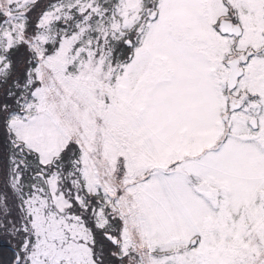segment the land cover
Here are the masks:
<instances>
[{
  "label": "snow or ice",
  "instance_id": "snow-or-ice-1",
  "mask_svg": "<svg viewBox=\"0 0 264 264\" xmlns=\"http://www.w3.org/2000/svg\"><path fill=\"white\" fill-rule=\"evenodd\" d=\"M0 264H264V0H0Z\"/></svg>",
  "mask_w": 264,
  "mask_h": 264
}]
</instances>
